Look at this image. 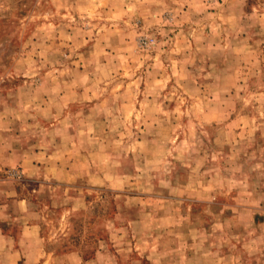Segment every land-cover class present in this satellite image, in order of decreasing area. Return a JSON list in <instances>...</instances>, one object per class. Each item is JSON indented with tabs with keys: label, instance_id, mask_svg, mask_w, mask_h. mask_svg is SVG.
Here are the masks:
<instances>
[{
	"label": "rangeland",
	"instance_id": "obj_1",
	"mask_svg": "<svg viewBox=\"0 0 264 264\" xmlns=\"http://www.w3.org/2000/svg\"><path fill=\"white\" fill-rule=\"evenodd\" d=\"M0 165L18 264H264V0H0Z\"/></svg>",
	"mask_w": 264,
	"mask_h": 264
},
{
	"label": "crops",
	"instance_id": "obj_2",
	"mask_svg": "<svg viewBox=\"0 0 264 264\" xmlns=\"http://www.w3.org/2000/svg\"><path fill=\"white\" fill-rule=\"evenodd\" d=\"M43 158L46 159V163L50 165L53 163L51 155L43 156ZM27 163L33 167L28 169L30 173L23 168L24 177L39 179L44 175V170L39 164H35L33 161ZM1 169L3 168L0 165ZM4 170L7 171V169ZM31 172H33V175H31ZM28 184L25 180L10 181L2 178V175L0 176L1 261L2 258L9 255L11 262L15 260L16 264L22 262L23 258L25 259L23 263H29L25 257L26 255H24L25 253L21 254L22 250H52L43 245L41 220L36 218L37 215L34 213L33 199L30 197L32 196L31 191L25 189Z\"/></svg>",
	"mask_w": 264,
	"mask_h": 264
}]
</instances>
